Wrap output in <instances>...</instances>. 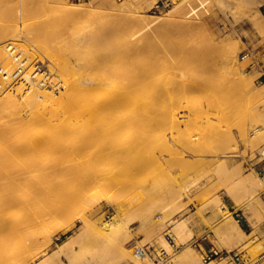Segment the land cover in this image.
<instances>
[{"label":"rangeland","instance_id":"1","mask_svg":"<svg viewBox=\"0 0 264 264\" xmlns=\"http://www.w3.org/2000/svg\"><path fill=\"white\" fill-rule=\"evenodd\" d=\"M127 1L0 0V28L15 24L18 29H31L44 23L45 34L52 39L65 26L79 35L87 34L94 26L106 31L119 27L120 32L124 28V37L134 32L137 40L141 39L138 44L148 47L140 50V59L125 64V75L113 76L111 91L119 92L125 84L136 88L126 99L127 108L97 119L131 120L132 126L129 122L118 125L119 131L116 128L103 139L104 147L90 145V151L81 157L89 158L90 174L95 177L90 192L91 220L95 222L101 215L111 217L118 210L130 236L117 246L110 237L100 238V229L93 223L86 229L79 214L70 220L57 216L44 224L53 226L49 231L51 240L35 246L24 264H159L142 252L146 247L165 249L169 264H202L193 239L226 223L228 235L240 234L232 225L229 205L243 213L252 227L244 237L248 241L236 252L244 264H264V183L259 184V180L264 181V161L256 157L264 146V4L258 7L257 14L248 0H143L145 15L152 20L150 27L130 19L135 13L129 4L124 7ZM72 6H79V10L70 14ZM178 9L188 11L189 23L187 19H183L184 23L178 21L182 20ZM250 17L260 23L253 25ZM165 18L169 21L161 25L159 22ZM203 19L207 25L202 24ZM148 40L152 42L144 43ZM40 41L43 40L35 43L42 44ZM53 46L59 48L61 44ZM58 48L53 51L66 52ZM236 57L241 61L239 66L232 61ZM42 60L40 71L47 72L49 61L44 56ZM140 68L146 70L142 74L145 80L140 79ZM101 79H95L91 88ZM45 81L48 86L54 85L52 77ZM64 91L65 87L53 90L57 95ZM13 92L19 94L15 89ZM191 95L196 98L187 100ZM77 115L68 119L76 120ZM149 139L156 145L154 151L147 147ZM147 142L150 143L146 145ZM123 148H127L126 153ZM255 191L256 200L241 205ZM165 203L169 204L166 215L160 209ZM191 207L195 209L193 214ZM196 215L205 229L195 232ZM218 237L229 250L227 239ZM161 239L167 241L169 249ZM185 246L190 247L189 252L183 251ZM0 256V262L7 258V263L14 257L1 249ZM209 264L235 263L228 256Z\"/></svg>","mask_w":264,"mask_h":264},{"label":"bare ground","instance_id":"2","mask_svg":"<svg viewBox=\"0 0 264 264\" xmlns=\"http://www.w3.org/2000/svg\"><path fill=\"white\" fill-rule=\"evenodd\" d=\"M142 2L143 0H128L124 7L129 4L133 8L135 16L130 19H137L142 26L151 27L152 20L147 19L145 15L147 8H142ZM248 2L255 6L257 14L258 7L264 4V0H248ZM175 6L182 8L181 5ZM78 8L79 6H72L71 10L69 9L70 14L76 13ZM179 11L178 15L182 17V20L178 21L187 19L188 11L187 14ZM63 19L74 21V18L69 17ZM21 20L23 21V18ZM167 21H169L168 18H165L159 23L162 25ZM206 21L204 20L202 24L207 25ZM258 21L256 17L249 18V22L253 25L256 22L258 25ZM46 25L40 23L33 28L31 25L29 27L31 29L24 27H22L24 29H18L14 24L0 28V61L3 63L0 66L6 72V75L0 79V249L14 255L10 263H7L8 259L5 258L0 264H24L25 257L33 251L35 246L48 244L51 240L49 231L53 226L44 224L57 216L72 218L77 213L78 218L86 225V229L93 223L94 227L100 229L98 231L100 238L110 237L117 246L127 241L131 234L126 224L122 222L118 210L111 217L103 218L101 215L95 222L91 220L93 216H90V192L94 189L95 177L90 174V166L87 164L90 162L89 158H86L89 160L87 162L81 157L83 153L90 151V145L100 144L97 148L101 145L104 147L103 139L112 134L116 128L120 129L118 125L122 126L126 122L120 118L99 121L97 119L106 117L113 111L127 108L126 99L136 91V88L131 87L132 85L130 88L129 84H125L121 91H111L110 85L115 83L113 76L125 75V64L140 59L138 56L141 53L140 50H147L148 47L144 48L140 43L138 44V40L141 39L137 40L134 32L127 31L129 34L124 37L121 34L124 28L120 32L119 27L106 31L94 26L91 31L89 27L87 34L79 35L70 31L71 27L68 29L65 26L62 27L63 31L59 35L51 39L49 35H46ZM185 26L184 24L183 27ZM38 39H42L43 41L39 43H43L36 44L35 41ZM52 42L61 46L59 48L56 47L57 45L53 46ZM151 42L144 41L146 44ZM52 47L66 52L59 54L58 51H53ZM12 49L14 50L11 51ZM14 51H19L22 55L21 60H24L20 73L15 77L13 73L17 64L13 57ZM29 55L31 58L27 57ZM42 56L49 61L47 72L33 68L37 61H43ZM33 59H35L34 63L31 61ZM232 61L237 66L241 64L237 57ZM146 69L150 70V67ZM142 71L140 79H144L142 74L145 75L146 70L142 69ZM38 73L40 74L36 76ZM35 77L37 80H33ZM49 77L53 79V86H48L45 81ZM98 77L102 78L101 82L91 88V83ZM195 80L196 78L193 79ZM59 87H65V91L57 95L53 90ZM13 89L19 94L14 93ZM95 91H99L97 95H94ZM193 98L196 97L191 95L187 100ZM200 103L194 104L198 106ZM74 114H78V119L69 120L68 118ZM145 136L147 137L146 134ZM149 143L147 142L146 145ZM151 143L152 146L149 144L147 147L154 151L153 147L156 145L154 146L153 140ZM134 146L135 144L132 147ZM262 149L264 146H261L259 151ZM122 150L125 151L124 148ZM106 152L108 151H105V154ZM259 181V184L264 183L262 180ZM256 198L257 192H252L241 205L254 201ZM168 205L165 203L160 206L161 212L165 215ZM151 219H153L152 216ZM157 223L162 224L163 221H157ZM41 225H44L42 231ZM224 225L227 229L228 223ZM236 229L240 234L244 233L240 227ZM161 240L163 246L169 249L167 241ZM108 242L111 245L110 239ZM189 248L185 246L183 251L189 252Z\"/></svg>","mask_w":264,"mask_h":264},{"label":"crops","instance_id":"3","mask_svg":"<svg viewBox=\"0 0 264 264\" xmlns=\"http://www.w3.org/2000/svg\"><path fill=\"white\" fill-rule=\"evenodd\" d=\"M228 211L230 213V217L232 218V225H236V227H240L242 231L244 232L243 234H235V235H228L226 232V226L219 224L216 228L215 231H209L208 234L202 235L199 240H198V246H196L197 251L202 255L207 253L211 249H217L219 251H225L228 250L222 243V241L219 240L218 236H224L227 241L231 244V248L228 251L231 252H236V248L239 245L244 244L248 240L244 239L245 236H247L252 227L247 219V217L243 214L240 213L236 210H234L233 205H229ZM192 210V214L195 212L194 208H190ZM208 215H206L207 217ZM194 220L196 221L195 224L193 225L194 231H200L205 229V224L201 221V219L196 215L194 216ZM244 225V227H242ZM262 230H264V224L261 226ZM214 261L216 259H213ZM212 261V260H211ZM210 261V262H211Z\"/></svg>","mask_w":264,"mask_h":264},{"label":"built area","instance_id":"4","mask_svg":"<svg viewBox=\"0 0 264 264\" xmlns=\"http://www.w3.org/2000/svg\"><path fill=\"white\" fill-rule=\"evenodd\" d=\"M14 49H12L11 51H13ZM15 52V51H14ZM21 53L15 52V54L13 55L15 61H16V70L13 73V76H17L20 73V70L22 69V62L24 60H21ZM42 65L41 61H37L34 64V68L36 70H40ZM6 75V72L4 69L1 68L0 66V79L3 78V76ZM256 157L258 159H260L261 161H264V149H262L261 151H258L256 154ZM252 166H254V163L252 162ZM257 173H261V170L258 169ZM169 238V242H172L171 245H174V241H172V238L170 237V235H168ZM198 240L199 238H195L192 240V244L198 246ZM142 252H144L145 254H147L149 257H151L153 259V261H155L156 263L159 264H169V257H168V253L165 249L160 248L158 250H156L154 247H146L144 250H142ZM202 264H208L212 259H221V258H226V257H231V259L233 260V262L235 264H244L242 262V259L240 257V255L237 252H231L228 250L225 251H219L217 249H211L209 250L207 253L202 254Z\"/></svg>","mask_w":264,"mask_h":264},{"label":"trees","instance_id":"5","mask_svg":"<svg viewBox=\"0 0 264 264\" xmlns=\"http://www.w3.org/2000/svg\"><path fill=\"white\" fill-rule=\"evenodd\" d=\"M242 227H244V225H242Z\"/></svg>","mask_w":264,"mask_h":264}]
</instances>
